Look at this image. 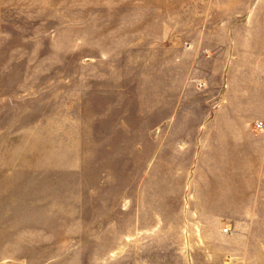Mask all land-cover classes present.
Returning a JSON list of instances; mask_svg holds the SVG:
<instances>
[{
	"label": "rangeland",
	"instance_id": "obj_1",
	"mask_svg": "<svg viewBox=\"0 0 264 264\" xmlns=\"http://www.w3.org/2000/svg\"><path fill=\"white\" fill-rule=\"evenodd\" d=\"M264 0H0V264H264Z\"/></svg>",
	"mask_w": 264,
	"mask_h": 264
},
{
	"label": "built area",
	"instance_id": "obj_2",
	"mask_svg": "<svg viewBox=\"0 0 264 264\" xmlns=\"http://www.w3.org/2000/svg\"><path fill=\"white\" fill-rule=\"evenodd\" d=\"M263 127H264L263 123H257L256 124V128L259 130L263 129Z\"/></svg>",
	"mask_w": 264,
	"mask_h": 264
}]
</instances>
